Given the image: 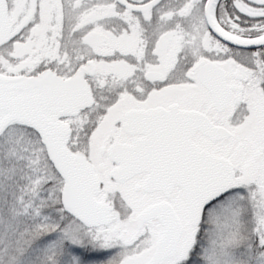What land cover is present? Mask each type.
<instances>
[{
	"label": "snow or ice",
	"instance_id": "snow-or-ice-1",
	"mask_svg": "<svg viewBox=\"0 0 264 264\" xmlns=\"http://www.w3.org/2000/svg\"><path fill=\"white\" fill-rule=\"evenodd\" d=\"M0 264H264V0H0Z\"/></svg>",
	"mask_w": 264,
	"mask_h": 264
}]
</instances>
